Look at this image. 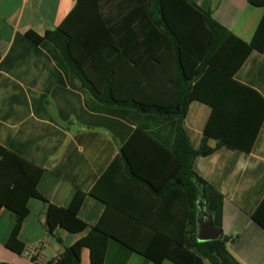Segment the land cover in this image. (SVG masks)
I'll return each mask as SVG.
<instances>
[{"label": "crops", "instance_id": "crops-1", "mask_svg": "<svg viewBox=\"0 0 264 264\" xmlns=\"http://www.w3.org/2000/svg\"><path fill=\"white\" fill-rule=\"evenodd\" d=\"M190 1L246 44L264 14V0ZM75 3L0 0V147L41 170L36 191L44 201L27 200L17 241L23 248L38 245L49 262L97 229L105 235L100 264H153L123 244L146 246L158 231L181 238L188 228L183 191L163 192L175 169L167 150L174 116L110 105L106 87L112 84L115 100L171 107L174 49L135 45L153 33L134 30L128 50L133 61L106 59L101 52L90 61L86 50H75L82 79L51 44L32 47L21 39L54 30ZM146 53H157V60L139 56ZM216 70L199 83L212 106L189 102L182 129L193 149L212 150L192 169L221 197L226 250L238 264H264V229L257 224L264 223V52H251L230 78ZM155 130H162V142L151 135ZM7 191L0 184V264H35L4 245L12 226L2 206ZM75 194L81 196L76 217L85 228L70 233L57 226L47 234V206L67 208ZM79 261L90 264L87 248Z\"/></svg>", "mask_w": 264, "mask_h": 264}, {"label": "trees", "instance_id": "trees-1", "mask_svg": "<svg viewBox=\"0 0 264 264\" xmlns=\"http://www.w3.org/2000/svg\"><path fill=\"white\" fill-rule=\"evenodd\" d=\"M134 30L153 33V38H145L135 45L153 46L156 50L169 45L173 47L175 71L170 84L174 91V103L171 107H159L131 100H115L111 96L110 83L106 87L108 103L145 114L174 116L175 128L171 129L167 150L175 169L163 192L173 188L183 191L188 208V228L186 231L182 228L181 238L158 231L146 246H123L153 264H160L164 259L173 264H238L226 250L227 240L221 235L209 242L195 241L196 203H203L204 211L211 217V225L220 228L221 197L198 179L192 169L197 157L206 156L212 150L204 145L193 149L186 131L182 129V121L189 102L197 100L212 106L207 92L202 91L199 83L202 77L215 71L216 65L220 77L230 78L251 52H264V14L251 41L246 44L213 21L208 11L198 9L190 0H76L54 30L46 31L42 37L28 32L21 39L32 47L43 42L51 44L60 60L70 64L72 71L84 79L75 50H86L85 58L90 61L95 58L94 53L100 52L106 59L120 56L133 61V55L128 50L134 42ZM197 35L202 41L196 39ZM105 50L114 54H106ZM139 56L145 61L158 58L157 53ZM87 86L94 92V87ZM151 135L157 142L163 141L162 130H155ZM204 136H207L206 132ZM40 175L41 170L0 147V184L8 185L2 206L12 217V226L4 245L18 254L23 249L17 241V233L27 215L25 204L29 198L43 201L36 191ZM80 203L81 196L75 194L67 208L47 206L45 232L51 234L57 226L70 233L82 231L85 225L76 217ZM257 224L264 229V223L257 221ZM81 248L88 249L90 264H100L105 251V235L92 229L86 237L65 248L59 258L45 264H80Z\"/></svg>", "mask_w": 264, "mask_h": 264}, {"label": "water", "instance_id": "water-1", "mask_svg": "<svg viewBox=\"0 0 264 264\" xmlns=\"http://www.w3.org/2000/svg\"><path fill=\"white\" fill-rule=\"evenodd\" d=\"M198 211L195 215V241L197 243L209 242L219 238L220 228L211 225V217L202 211L199 203L196 204Z\"/></svg>", "mask_w": 264, "mask_h": 264}, {"label": "built area", "instance_id": "built-area-1", "mask_svg": "<svg viewBox=\"0 0 264 264\" xmlns=\"http://www.w3.org/2000/svg\"><path fill=\"white\" fill-rule=\"evenodd\" d=\"M21 255L35 264L46 263V261H44L41 255L39 254L38 245H29L27 247H24L21 251Z\"/></svg>", "mask_w": 264, "mask_h": 264}, {"label": "rangeland", "instance_id": "rangeland-1", "mask_svg": "<svg viewBox=\"0 0 264 264\" xmlns=\"http://www.w3.org/2000/svg\"><path fill=\"white\" fill-rule=\"evenodd\" d=\"M197 208V207H196ZM198 209V208H197ZM205 212V211H204ZM197 213V212H196Z\"/></svg>", "mask_w": 264, "mask_h": 264}]
</instances>
